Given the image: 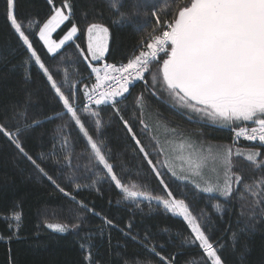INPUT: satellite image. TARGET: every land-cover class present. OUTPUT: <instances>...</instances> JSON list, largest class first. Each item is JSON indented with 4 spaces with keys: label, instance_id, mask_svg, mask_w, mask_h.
Returning a JSON list of instances; mask_svg holds the SVG:
<instances>
[{
    "label": "trees",
    "instance_id": "16d2710c",
    "mask_svg": "<svg viewBox=\"0 0 264 264\" xmlns=\"http://www.w3.org/2000/svg\"><path fill=\"white\" fill-rule=\"evenodd\" d=\"M182 2L142 0L143 6L137 7L136 0H123L122 5L121 0H69L70 21L52 38L59 40L72 23L79 31L73 41L49 54L38 31L51 16L53 5L61 6L63 0H53L52 4L48 0H16L17 18L29 35L31 50L10 26L6 0H0V123L31 125L22 136L26 151L33 156L43 154L49 175L55 173L54 179L59 176L57 183L76 197L72 200L58 191L9 139L0 135V264H206L202 249L192 243V234L183 219L167 212L156 200L167 197L166 191L150 171L140 146L154 162H165L163 167L157 163V167L168 190L177 199H185L193 214L210 225L209 234L221 247L225 264H264V155L256 162L247 160L249 152L264 153V147L259 142H232L228 133L235 126L253 122L225 125L201 118L159 86V64L154 62L145 79L135 82L116 105L132 126L135 138L116 118L112 107L78 109L90 133L94 132L97 118L84 113L100 112L98 118L103 121L110 162L115 164L118 178L125 186L144 193L127 197L102 172L93 174L86 138L72 123L71 115L65 113L31 56L35 51L41 57L54 78L64 82L66 94L71 84L78 97L74 103L80 104L85 97L84 86L94 82L91 67L126 62L159 26L151 13L155 11L169 20ZM144 13L149 15L145 17ZM127 15H132L135 23H125ZM91 23L109 28L108 51L98 63L84 60L76 49L79 45L90 58L87 27ZM163 58L158 57L160 63ZM180 143H194L205 155L232 148L229 174L233 176V191L229 196L202 191L209 185H223L222 167L210 160L202 174L196 175L182 161L188 150H181ZM160 149L163 152L157 156ZM69 157L72 166L64 167L62 162ZM236 175L241 177L240 182L235 180ZM91 210L99 215H93ZM17 214L21 216L19 221L15 219ZM101 217L115 226H109ZM47 224L65 225L67 231L49 229Z\"/></svg>",
    "mask_w": 264,
    "mask_h": 264
},
{
    "label": "snow or ice",
    "instance_id": "6c2138e0",
    "mask_svg": "<svg viewBox=\"0 0 264 264\" xmlns=\"http://www.w3.org/2000/svg\"><path fill=\"white\" fill-rule=\"evenodd\" d=\"M48 2L52 4L53 0ZM122 4L123 0H121ZM136 4L137 7L143 6L142 0H136ZM6 7L10 26L23 45L28 50L33 49L29 35L26 34L22 23L17 18L16 0H6ZM71 7L69 0H63L61 6L53 5L51 16L39 28V38L47 46L48 53H57L62 46L66 45V42L73 41L77 36L79 29L75 23H72L59 42L51 39L54 32L65 22L70 21ZM144 15L147 17L149 14L144 13ZM151 15L156 17L159 26L154 28L153 33L144 40L137 54L119 66L106 63L102 67H91L90 72L95 73V84L91 89L87 85L84 86L83 95L87 98V104L90 107H112L116 118L122 120L126 130L135 138L136 134L132 126L123 119L116 105L119 102L118 98L129 93L130 87L136 81L145 79V75L151 72L150 65L155 62L159 64V86L198 116L208 117L213 122L219 121L225 125L251 121L254 127L237 128L234 130L235 135L245 136L249 141L264 142V0H183L169 20L158 16L155 11ZM123 19L125 23H135L132 15H127ZM108 34L107 26L99 23L89 24L87 52L90 53V58L85 54L84 49L76 45L80 56L89 63H98L103 60L108 51ZM161 55L165 57L162 63L158 59ZM31 56L35 58V65L49 82L55 98L62 102L65 113L71 115L72 123L78 126V131L81 132L82 137L86 138L87 158L92 163L93 174L102 172L127 197L144 196L143 192L131 190L118 178L116 166L110 162L112 156L107 147L108 142L104 138L103 121L98 118L100 112L86 111L84 113L85 116L97 118L93 123L94 132L90 133L86 130L81 115L78 114L79 104L74 103L78 97L73 94L72 85L69 84L66 94L63 90L64 82H58L54 78L41 57L35 51H31ZM153 80L155 86L156 76H153ZM76 88L79 91V85ZM35 123L38 124L40 121ZM29 127H31L29 124L22 126L19 123L5 121L0 123V135L9 139L20 155L27 159L33 168L48 179L58 191L69 199L75 200L76 197L72 193L57 183L60 177L57 176L54 179L55 173L49 175L46 171V158L43 154L33 156L26 151L22 136ZM135 142L137 145L141 144L139 139ZM179 147L181 150H188V155L181 159L196 175L202 174L210 160L219 162L221 165L225 176L223 185L220 186L219 183L215 187L209 185L202 189L203 192L218 191L224 197L232 193L233 176L229 174L233 156L231 147H226L216 154L208 152L206 155L195 147L194 143H180ZM261 147H264V143ZM139 151L169 197L160 201L164 209L183 219L192 234V243H198L202 249L206 264H225L220 254L221 247L217 246L218 242H213L209 234L210 225L193 214L185 199H177L168 190L161 170L157 167V163L163 167L165 162H154L150 158L151 154L145 151L143 146H140ZM161 152L163 149L158 150L156 155L159 156ZM239 154L237 151L236 155ZM262 155L264 153L254 150L248 153L247 160L256 162L257 157ZM62 163L64 167H71V157ZM172 175L175 176L176 173L173 171ZM234 178L237 182L241 181L239 175ZM182 179H188V177H182ZM195 186L200 189L199 184ZM79 190L80 187L77 186L75 191L78 193ZM82 206L87 207V205ZM216 209L219 211L220 206L216 205ZM91 211L93 215H99L94 210ZM15 219L19 221L20 214H17ZM101 219H104L109 226H115L111 220L104 217ZM47 227L59 232L67 231V226L62 224H47ZM128 227L131 229V224ZM161 259L163 261L165 258L161 257Z\"/></svg>",
    "mask_w": 264,
    "mask_h": 264
},
{
    "label": "built area",
    "instance_id": "2783aa9c",
    "mask_svg": "<svg viewBox=\"0 0 264 264\" xmlns=\"http://www.w3.org/2000/svg\"><path fill=\"white\" fill-rule=\"evenodd\" d=\"M141 49V48H140ZM139 49V50H140ZM139 50H137L136 52H135V54H137L138 53V51ZM144 50H147V49H144ZM127 62V61H126ZM126 62H122V63H126ZM104 64H106V63H103V64H101V65H99V67H102ZM107 64H115V63H107ZM121 64V63H120ZM120 64H116L117 66H119ZM93 78H94V82L90 85V88L89 89H91V87L95 84V73H93ZM137 82V81H136ZM135 84V83H134ZM79 107H82V108H84V109H88V108H92V107H90L88 104H87V98L86 97H84V99L80 102V104H79ZM255 125H245L244 127H233L231 130H229L228 131V133L230 134V138H231V140H232V142L234 141L235 143H245V142H253V143H257V142H259V143H264V142H260L259 140H256V141H249V140H247L246 139V137L245 136H239V137H237L236 135H235V129H237V128H251V127H254Z\"/></svg>",
    "mask_w": 264,
    "mask_h": 264
},
{
    "label": "bare ground",
    "instance_id": "6f19581e",
    "mask_svg": "<svg viewBox=\"0 0 264 264\" xmlns=\"http://www.w3.org/2000/svg\"><path fill=\"white\" fill-rule=\"evenodd\" d=\"M42 26H43V25H42ZM54 33H55V32H54ZM54 33H53V34H54ZM53 34H52V35H53ZM38 37H39V31H38ZM61 38H62V37H61ZM39 39H40V38H39ZM40 41L42 42V44H44L43 41H42L41 39H40ZM56 42H59V40L56 41ZM66 43H68V42H66ZM44 46H45V48H46V50H47V46H46V45H44ZM62 47H63V46H62ZM59 50H60V49H59ZM59 50H58V51H59ZM49 54H50V53H49ZM51 54H52V53H51ZM88 88H90V86H88Z\"/></svg>",
    "mask_w": 264,
    "mask_h": 264
},
{
    "label": "rangeland",
    "instance_id": "374dc122",
    "mask_svg": "<svg viewBox=\"0 0 264 264\" xmlns=\"http://www.w3.org/2000/svg\"><path fill=\"white\" fill-rule=\"evenodd\" d=\"M51 39H52V37H51ZM53 40V39H52ZM190 109V108H189ZM191 110V109H190ZM208 118V117H207ZM210 119V118H209ZM247 122H251V121H247ZM251 125H253V124H251ZM236 127V126H235ZM244 127V126H243ZM131 189V188H130ZM131 190H133V189H131ZM133 191H136V190H133ZM169 197L167 196V197H165L164 199H168ZM156 200H158V201H162V200H159V199H156Z\"/></svg>",
    "mask_w": 264,
    "mask_h": 264
},
{
    "label": "crops",
    "instance_id": "0c3cea01",
    "mask_svg": "<svg viewBox=\"0 0 264 264\" xmlns=\"http://www.w3.org/2000/svg\"><path fill=\"white\" fill-rule=\"evenodd\" d=\"M67 31H68V30H67ZM67 31H66V32H67ZM65 34H66V33H65ZM65 34H64V35H65ZM64 35H62L61 37H63ZM52 39H53V38H52ZM60 39H61V38H60ZM60 39H59V40H60ZM53 41H55V40H53ZM57 41H58V40H57Z\"/></svg>",
    "mask_w": 264,
    "mask_h": 264
}]
</instances>
